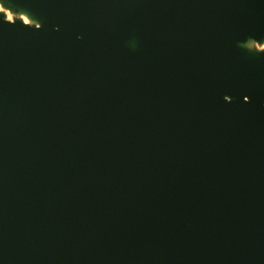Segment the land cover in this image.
Wrapping results in <instances>:
<instances>
[{"label": "water", "instance_id": "95a60500", "mask_svg": "<svg viewBox=\"0 0 264 264\" xmlns=\"http://www.w3.org/2000/svg\"><path fill=\"white\" fill-rule=\"evenodd\" d=\"M11 1L0 264H264V0Z\"/></svg>", "mask_w": 264, "mask_h": 264}, {"label": "bare ground", "instance_id": "6f19581e", "mask_svg": "<svg viewBox=\"0 0 264 264\" xmlns=\"http://www.w3.org/2000/svg\"><path fill=\"white\" fill-rule=\"evenodd\" d=\"M0 9L6 10L7 12L13 14V13H19L20 16L22 17V19L24 20L25 23L29 24V23H33V24H39V19L37 18V16L35 15L34 12H32L31 10H29L28 8H25L21 5H16L13 1L11 0H0ZM17 13V14H18ZM255 42L261 44V42H264V38L261 41H256L252 38H249L247 40V42L240 43L241 47L245 48V49H250L251 45H255ZM130 45L132 47L136 46V42L133 41L130 43ZM245 45V46H242Z\"/></svg>", "mask_w": 264, "mask_h": 264}, {"label": "rangeland", "instance_id": "374dc122", "mask_svg": "<svg viewBox=\"0 0 264 264\" xmlns=\"http://www.w3.org/2000/svg\"><path fill=\"white\" fill-rule=\"evenodd\" d=\"M18 13V12H17ZM16 12L11 14L9 12H7L6 10L0 9V14H4L5 17L10 20V21H15L16 19H21L22 21H24L22 19V17L20 16V14H17ZM29 24H33V23H29ZM37 25V24H34ZM39 25V24H38ZM255 45H251L250 50L256 53H260L262 51H264V42H261V44L255 42Z\"/></svg>", "mask_w": 264, "mask_h": 264}]
</instances>
